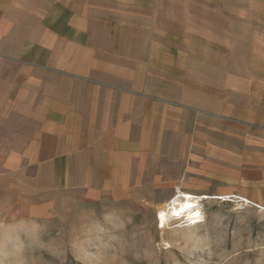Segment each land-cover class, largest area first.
<instances>
[{"label": "crops", "instance_id": "crops-1", "mask_svg": "<svg viewBox=\"0 0 264 264\" xmlns=\"http://www.w3.org/2000/svg\"><path fill=\"white\" fill-rule=\"evenodd\" d=\"M185 180L264 205V0H0V192Z\"/></svg>", "mask_w": 264, "mask_h": 264}, {"label": "rangeland", "instance_id": "rangeland-1", "mask_svg": "<svg viewBox=\"0 0 264 264\" xmlns=\"http://www.w3.org/2000/svg\"><path fill=\"white\" fill-rule=\"evenodd\" d=\"M160 186L152 187L153 192L116 197L0 192V260L4 264H264L263 208L237 198L240 192H192L228 197L203 199L201 223L177 228L174 218L169 226L160 225L158 210L178 190H190L186 180L174 192H162L165 185ZM110 214L112 219L107 218Z\"/></svg>", "mask_w": 264, "mask_h": 264}, {"label": "bare ground", "instance_id": "bare-ground-1", "mask_svg": "<svg viewBox=\"0 0 264 264\" xmlns=\"http://www.w3.org/2000/svg\"><path fill=\"white\" fill-rule=\"evenodd\" d=\"M213 197L227 198L228 196L226 195L201 196V195H196L192 192L180 191L178 194L174 196L172 201H170L167 205H165L164 207L158 210L157 220L160 222V225L164 223L165 225L169 226L170 222L174 220V218L178 219L177 222L179 223V225H175L176 227L177 226L182 227L184 225L190 226L201 223L205 220L204 211L202 208L203 199L213 198ZM238 197L248 203L255 204L258 207L264 209L263 205L253 203L246 197L240 195H238L237 198ZM188 205H191V207H189ZM162 213L164 214L163 216H161Z\"/></svg>", "mask_w": 264, "mask_h": 264}, {"label": "clouds", "instance_id": "clouds-1", "mask_svg": "<svg viewBox=\"0 0 264 264\" xmlns=\"http://www.w3.org/2000/svg\"><path fill=\"white\" fill-rule=\"evenodd\" d=\"M107 218H108V219H112L111 214H110ZM0 264H4V261H3V260H0Z\"/></svg>", "mask_w": 264, "mask_h": 264}, {"label": "snow or ice", "instance_id": "snow-or-ice-1", "mask_svg": "<svg viewBox=\"0 0 264 264\" xmlns=\"http://www.w3.org/2000/svg\"><path fill=\"white\" fill-rule=\"evenodd\" d=\"M189 207H191V205H188ZM164 214L162 213L161 216H163Z\"/></svg>", "mask_w": 264, "mask_h": 264}]
</instances>
